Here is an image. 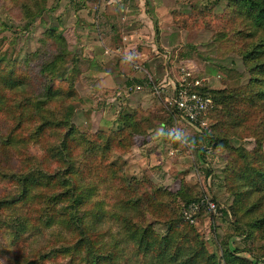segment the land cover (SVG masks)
I'll return each instance as SVG.
<instances>
[{"label": "trees", "instance_id": "trees-1", "mask_svg": "<svg viewBox=\"0 0 264 264\" xmlns=\"http://www.w3.org/2000/svg\"><path fill=\"white\" fill-rule=\"evenodd\" d=\"M43 1L0 4L10 15L16 8L17 17L25 15L28 25L40 15ZM223 1L221 17L231 30H216L214 36L226 37L239 52L247 81L237 89L205 85L191 89L212 99L207 114L215 113L220 123L218 130L217 122L213 129L231 137L248 134L255 141L247 150L226 136L209 135L214 147L227 150L224 178L233 195L231 208L245 236L252 237L264 233V0ZM190 13L200 18L202 10ZM78 72L71 46L55 28L44 30L37 48L21 60L0 54V236L6 235L16 246L57 228L68 241L9 260L2 259L6 249L0 245V264H47L59 255H68L70 264H129L118 240L108 247L101 244L98 226L103 217L121 224L134 251L149 258L142 264H201L211 258L215 262V255L205 256L192 224L182 215L199 198L183 185L176 193L159 186L145 189L141 180L126 173L120 156L146 135L148 114L129 111L120 117L119 127L109 131H84L74 122ZM176 198L183 203L180 215L174 212ZM201 213L202 209L195 216ZM155 223L167 225L168 232L155 233ZM225 244L223 264L261 261L240 257L237 248Z\"/></svg>", "mask_w": 264, "mask_h": 264}, {"label": "rangeland", "instance_id": "rangeland-1", "mask_svg": "<svg viewBox=\"0 0 264 264\" xmlns=\"http://www.w3.org/2000/svg\"><path fill=\"white\" fill-rule=\"evenodd\" d=\"M43 5L40 15L27 25L25 15L17 17L14 7L10 15L0 4V54L21 60L37 48L44 30L55 28L61 32L79 70L72 101L73 120L79 128L89 132L116 130L123 114L133 110L148 114L146 135L138 137L120 156L128 176L141 180L140 186L143 184L145 189L159 186L176 193L183 185L182 189L199 199H213L216 210L201 208L203 213L190 222L205 256L215 255V262L211 258L201 260V264H223L226 241L231 249L237 248L240 257L252 262L259 258V264H264V233L247 237L236 223L231 208L233 195L224 178L227 150L214 147L209 135L226 136L233 145L247 150L254 147V139L248 134L231 137L224 130L217 132L220 123L215 113L212 117L207 114L204 125L189 123L169 103L182 76L181 68H187L201 84L212 89H237L247 81L239 52L226 37L214 36L216 30H231L227 19L221 17L225 1L44 0ZM195 9L202 10L200 18L190 13ZM173 202L174 212L180 215L181 199ZM101 221V244L108 247L118 240L129 264L149 260L134 251L119 222L105 217ZM178 226L181 232V223ZM152 228L158 235L168 232L164 223H155ZM63 236V231L48 228L40 238L11 246L8 237L1 235L0 245L6 249L2 259L9 260L18 253L30 256L67 243ZM47 264H70V257L59 255Z\"/></svg>", "mask_w": 264, "mask_h": 264}, {"label": "built area", "instance_id": "built-area-1", "mask_svg": "<svg viewBox=\"0 0 264 264\" xmlns=\"http://www.w3.org/2000/svg\"><path fill=\"white\" fill-rule=\"evenodd\" d=\"M181 69L182 76L173 88L169 103L189 123H201L204 125L208 109L213 103L212 99L209 96H204L193 91L191 88L194 86H203L204 84H201V81L195 78L187 68ZM201 208L215 211L216 203L207 197L200 198L198 201L189 203L184 208L183 216L190 222H193L195 215Z\"/></svg>", "mask_w": 264, "mask_h": 264}]
</instances>
